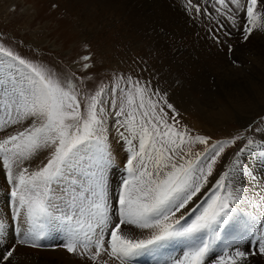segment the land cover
Returning a JSON list of instances; mask_svg holds the SVG:
<instances>
[{"label": "snow or ice", "instance_id": "6c2138e0", "mask_svg": "<svg viewBox=\"0 0 264 264\" xmlns=\"http://www.w3.org/2000/svg\"><path fill=\"white\" fill-rule=\"evenodd\" d=\"M212 2L219 14L218 28L210 29L215 43L232 35L221 17L239 28L244 41L254 30L264 31V0ZM188 10L212 19L195 0ZM91 59L83 56V69H91ZM76 79L75 73L62 79L0 44V163L16 225L6 237L0 218V242L8 243L0 264H13L17 245L62 247L82 264H137L144 255L149 264H249L250 256H264V199L254 200L236 180L253 175L244 162L249 152L264 162V128L189 158L192 147L209 145L210 137L193 135L177 120L166 93L150 82L116 77L111 89L89 94L86 80L78 85ZM109 117L127 153L122 168L109 139ZM15 125L25 126L9 134ZM237 142L242 146L229 171L215 175L221 154ZM42 150L48 151L47 163L30 171L25 162ZM52 233L58 243H45ZM255 233L254 244L247 241L253 250L240 246ZM177 247L180 254L171 256Z\"/></svg>", "mask_w": 264, "mask_h": 264}, {"label": "rangeland", "instance_id": "374dc122", "mask_svg": "<svg viewBox=\"0 0 264 264\" xmlns=\"http://www.w3.org/2000/svg\"><path fill=\"white\" fill-rule=\"evenodd\" d=\"M116 1L0 0V44L27 60L50 69L62 79L72 77L75 73V77L78 78L75 82L78 85L81 79L86 80L83 88L89 94H94L101 86L111 89L116 77H132L150 82L152 88L167 94L169 102L179 113L176 119L190 128L193 135L210 137L209 145H194L193 156L189 158H195V153L204 152L211 144L230 140L238 133L249 136L252 130L264 128V96L257 98L254 104L246 105L245 98H242L243 101L240 103L235 100L229 101L218 92H211L210 104L207 102V105L203 106L206 93L194 87L192 78L189 79L190 76L187 77L178 64V58H181L178 51L187 48L190 37L184 36L182 40L181 36L167 38L164 41L158 39L162 43H157L156 38L143 28V24L146 23L142 22L143 16L140 14L147 9V3L133 0L139 9L130 11L127 6L116 4ZM199 1L204 0L197 2L200 3ZM203 29L212 36L211 27ZM194 32L197 39H201L199 47L206 51L210 59L214 60L215 57L217 59L222 55L225 49H222L220 44L214 40H203V36H199V30L194 29ZM220 37L224 40L226 38L223 35ZM85 55L92 58L87 62L92 65L91 69L82 68ZM120 84L124 86L123 80ZM113 119L109 117L110 140L116 136L112 127ZM22 130L19 125H15L8 129V133ZM259 135L260 132L256 131V136ZM4 137L5 133L0 132V139ZM241 146L242 142H237L235 146L224 150L216 165L215 175L224 171L226 164ZM113 151L115 153L116 150ZM47 156L48 151L42 150L33 160L26 161L25 166H28L30 171L38 166L42 167L47 163ZM121 157L123 160L115 158L117 166L122 168L127 157L123 150ZM118 175L111 177L113 182L118 180ZM9 191L0 163V218L6 222L5 236L11 238L12 228L16 225L11 220ZM248 211L252 212L251 209ZM56 235L58 234L52 233L45 242L58 243V240L54 239ZM256 236L258 233L242 239L245 241L244 246L249 247H247L249 251L253 248L247 241L254 243ZM0 243L4 247L8 246L7 241ZM242 245L243 241L240 240V246ZM29 253L36 256L30 260ZM169 253L171 256L179 255L180 249L177 247L175 250H169ZM17 256L23 260L29 259L24 264H82L77 255L68 253L62 247L53 250L17 245V252L12 259ZM255 257L264 259V256L259 254ZM168 258L161 257V260ZM137 264H149V257L147 255L139 257ZM152 264L157 262L152 261Z\"/></svg>", "mask_w": 264, "mask_h": 264}, {"label": "bare ground", "instance_id": "6f19581e", "mask_svg": "<svg viewBox=\"0 0 264 264\" xmlns=\"http://www.w3.org/2000/svg\"><path fill=\"white\" fill-rule=\"evenodd\" d=\"M139 1L147 3V9L140 14L143 16L142 22L146 23L143 24V28L145 32L156 38L157 43H162L158 39L164 41L167 38L174 39L181 36L180 39L182 40L184 36L190 37L187 48L178 51L181 54V58H178V64L181 71L186 76H190L189 79L192 78L194 87L206 93V98L202 102L203 106H206L207 102L210 104L211 92H218L229 101L235 100L240 103L243 101L242 98H245L246 105H252L257 98L264 96V31L254 30L249 40L244 41L239 28H233L230 23L221 17L220 23H223L226 30L231 32L232 35L226 37L225 40L220 37L221 40L225 41L220 44L221 48L225 50L219 58L216 59L215 57L213 60L208 57L205 50L201 49L202 47H199L198 44H200L201 39H197L196 32H194V29L195 31L199 30V36H203V40L213 41L209 32H204L205 28L203 29V27L208 26L213 30L218 28L216 18L219 14L215 12L212 0L199 1L202 8L209 10L212 16L211 20L207 16H196L194 13H190L187 0ZM117 3H120L121 6H127L130 11L139 9L133 0H117ZM228 44L232 45L233 51L231 53L228 51ZM19 126L23 129V125ZM111 143L113 149L116 150L115 157L123 160V157H121L122 150L124 151L122 144L116 138L112 139ZM233 158L226 164L223 172L229 171ZM244 162L245 166L253 172V175L251 177L246 175L237 176L236 180L247 193L252 194L254 200L257 197L264 199V196L260 195L264 193L263 162L257 158L256 151L249 152L244 157ZM251 165L253 166L251 167ZM251 211L253 210L251 209ZM132 231L140 235L138 230L133 229ZM241 241H243L241 247L247 248L248 246H244L245 241L242 239ZM3 248L4 246L0 243V250H3ZM28 255L30 260L36 256L33 253ZM26 261H29V259L23 260L20 256H17L13 259V264H24ZM249 264H264V259L250 256Z\"/></svg>", "mask_w": 264, "mask_h": 264}]
</instances>
